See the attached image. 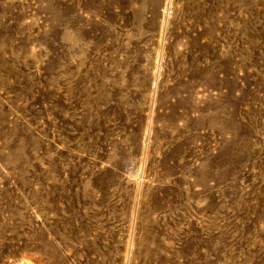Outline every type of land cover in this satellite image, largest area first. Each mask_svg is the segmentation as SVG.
<instances>
[{
  "label": "rangeland",
  "instance_id": "rangeland-1",
  "mask_svg": "<svg viewBox=\"0 0 264 264\" xmlns=\"http://www.w3.org/2000/svg\"><path fill=\"white\" fill-rule=\"evenodd\" d=\"M0 264H264V0H0Z\"/></svg>",
  "mask_w": 264,
  "mask_h": 264
}]
</instances>
